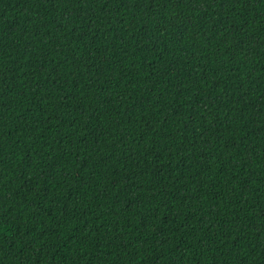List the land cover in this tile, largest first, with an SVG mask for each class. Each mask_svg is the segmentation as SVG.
Masks as SVG:
<instances>
[{
    "label": "trees",
    "instance_id": "obj_1",
    "mask_svg": "<svg viewBox=\"0 0 264 264\" xmlns=\"http://www.w3.org/2000/svg\"><path fill=\"white\" fill-rule=\"evenodd\" d=\"M0 264H264V0H0Z\"/></svg>",
    "mask_w": 264,
    "mask_h": 264
}]
</instances>
